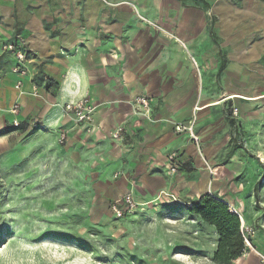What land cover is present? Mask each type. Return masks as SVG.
I'll list each match as a JSON object with an SVG mask.
<instances>
[{
    "label": "crops",
    "instance_id": "0c3cea01",
    "mask_svg": "<svg viewBox=\"0 0 264 264\" xmlns=\"http://www.w3.org/2000/svg\"><path fill=\"white\" fill-rule=\"evenodd\" d=\"M9 43L27 59L19 89ZM85 96L91 124L64 113ZM195 118L199 145L175 131ZM53 150L75 164L107 158L92 215L134 197L153 210L168 264H224L216 228L189 212L210 193L256 229L257 253L229 264H264V0H0V159L51 165Z\"/></svg>",
    "mask_w": 264,
    "mask_h": 264
},
{
    "label": "rangeland",
    "instance_id": "374dc122",
    "mask_svg": "<svg viewBox=\"0 0 264 264\" xmlns=\"http://www.w3.org/2000/svg\"><path fill=\"white\" fill-rule=\"evenodd\" d=\"M53 152L51 165L33 163L34 153L19 163L11 153L0 159V264L171 263L162 257L165 245L152 209L115 224L92 215L96 201L106 197L100 176L109 168L107 158L75 164L70 154L64 162L61 152ZM246 168L247 176L252 171ZM104 214L112 218L109 208Z\"/></svg>",
    "mask_w": 264,
    "mask_h": 264
},
{
    "label": "built area",
    "instance_id": "2783aa9c",
    "mask_svg": "<svg viewBox=\"0 0 264 264\" xmlns=\"http://www.w3.org/2000/svg\"><path fill=\"white\" fill-rule=\"evenodd\" d=\"M6 52H11L15 55L17 65L12 69V72L19 77V81L17 82L16 88H20L22 86V79L27 75V69L24 67L27 62L26 55L23 51L18 50L17 46L13 43L6 44L3 48ZM36 86V85H35ZM34 92L37 93V87H34ZM151 102L152 99L146 96H137L134 100V106L138 109L145 111V113L151 112ZM95 106L91 103L87 96L78 99L77 101L69 102L64 107V113L66 115H72L79 124H91L94 120V112ZM11 112L13 114H17L19 112V105H15ZM234 115L237 116L238 112L234 111ZM196 118L189 125L177 124L175 125V131L177 133H187L193 142L197 145L200 144V139L196 135L194 127H195ZM21 122L14 121L15 127H19ZM124 136V128H117L112 137L115 140H121ZM67 137L65 134L60 136V144H65ZM168 163L170 166V170L172 173L177 172L179 167V154L174 152L168 156ZM210 195H212L210 193ZM143 205L139 204L134 197L128 195L125 198L113 201L110 209L113 213L114 217L117 219H121L126 215H134L138 209H142ZM240 228L241 235L244 242V250L242 256H246L249 252L257 253L256 247L253 245L252 238L256 235V229L254 227H250L244 223V221L240 218ZM262 262H264V256H260Z\"/></svg>",
    "mask_w": 264,
    "mask_h": 264
},
{
    "label": "trees",
    "instance_id": "16d2710c",
    "mask_svg": "<svg viewBox=\"0 0 264 264\" xmlns=\"http://www.w3.org/2000/svg\"><path fill=\"white\" fill-rule=\"evenodd\" d=\"M110 206L108 208L111 212ZM189 212L199 216L205 223L216 228L219 241L214 254L215 261L229 264L242 256L244 242L241 235L240 219L229 205L215 196L207 194L202 196L198 202L193 203L189 208ZM105 216L106 214L103 212L100 213L98 223L105 221L106 223L114 222L115 224V221L119 220L114 217L112 212L111 219Z\"/></svg>",
    "mask_w": 264,
    "mask_h": 264
}]
</instances>
